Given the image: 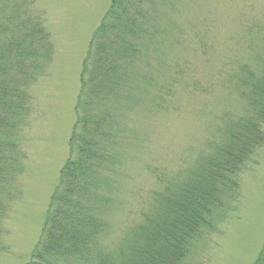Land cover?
<instances>
[{"label":"rangeland","instance_id":"rangeland-1","mask_svg":"<svg viewBox=\"0 0 264 264\" xmlns=\"http://www.w3.org/2000/svg\"><path fill=\"white\" fill-rule=\"evenodd\" d=\"M33 1L53 57L31 89L33 109L22 130L24 172L4 220L0 264L31 261L70 155L83 62L114 0ZM161 15L163 45L157 52L147 44L137 88L122 109L124 140L110 173L108 246L143 222L164 180L206 151L222 116L241 114L243 102L230 78L240 65L254 69L264 57V0H169ZM148 67L150 81L143 77ZM221 211L185 264H255L264 248V147L244 167L239 198Z\"/></svg>","mask_w":264,"mask_h":264},{"label":"trees","instance_id":"trees-1","mask_svg":"<svg viewBox=\"0 0 264 264\" xmlns=\"http://www.w3.org/2000/svg\"><path fill=\"white\" fill-rule=\"evenodd\" d=\"M168 2L114 0L94 32L83 62L70 155L29 264H185L221 210L239 198L244 167L264 147V57L254 69L240 65L230 78L243 102L241 114L222 116L206 151L154 193L143 222L117 244L106 242L110 173L124 140L122 109L137 88L147 44L158 46L157 52L163 45L161 12ZM34 6L33 0H0V242L24 172L22 130L33 109L31 89L53 57ZM152 75L148 67L143 77L150 81ZM255 264H264V248Z\"/></svg>","mask_w":264,"mask_h":264}]
</instances>
